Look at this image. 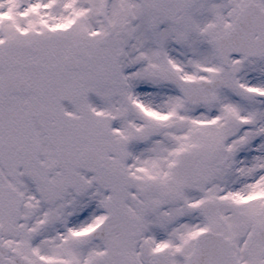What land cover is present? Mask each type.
I'll return each mask as SVG.
<instances>
[{
  "label": "snow or ice",
  "instance_id": "1",
  "mask_svg": "<svg viewBox=\"0 0 264 264\" xmlns=\"http://www.w3.org/2000/svg\"><path fill=\"white\" fill-rule=\"evenodd\" d=\"M0 264H264V0H0Z\"/></svg>",
  "mask_w": 264,
  "mask_h": 264
}]
</instances>
